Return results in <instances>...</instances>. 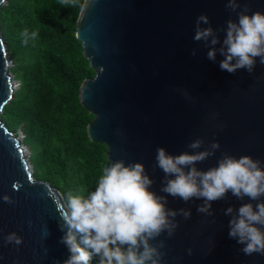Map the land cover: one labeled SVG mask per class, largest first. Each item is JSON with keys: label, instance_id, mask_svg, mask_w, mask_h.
<instances>
[{"label": "water", "instance_id": "1", "mask_svg": "<svg viewBox=\"0 0 264 264\" xmlns=\"http://www.w3.org/2000/svg\"><path fill=\"white\" fill-rule=\"evenodd\" d=\"M238 2L237 12L245 5L249 13L264 12V0ZM226 4L227 0H85L80 11L75 36L95 71L79 93L81 105L94 115L87 127L89 139L107 146V163H144L154 180L151 188L159 195H168L160 191L164 173L155 167L159 146L179 154L193 151L188 144L196 138L204 140L203 147L219 141L215 155L197 163L203 170L215 166L225 152L264 161V65L258 62L252 73H229L219 67V52L213 62L204 42L193 39L202 13L214 29L238 19ZM217 34L222 42L225 33ZM12 64L0 30V264H57L69 255L61 243L59 210L64 197L35 177L24 134L11 131L1 117L19 85L10 71ZM5 194L12 203L2 199ZM246 202L248 197L240 200L229 192L213 202L214 215L208 216L196 210L202 200L185 202L168 195L169 208H191L192 215H178L175 234L162 233L152 243L165 241L161 251L166 264H264V254L246 255L228 236L230 216L223 210ZM11 232L22 237L20 245L4 244Z\"/></svg>", "mask_w": 264, "mask_h": 264}, {"label": "clouds", "instance_id": "2", "mask_svg": "<svg viewBox=\"0 0 264 264\" xmlns=\"http://www.w3.org/2000/svg\"><path fill=\"white\" fill-rule=\"evenodd\" d=\"M6 3L0 0V6ZM226 7L237 12L241 6L238 0H227ZM237 17L227 20L226 27L214 29L209 16L200 14L193 39L204 42L209 60L215 62L219 52L221 70L235 73L246 69L252 73L258 62L264 65V12L249 13L245 5ZM218 32L225 33L222 42ZM38 35V31L25 28L22 43L34 41ZM191 54L195 56L196 49ZM203 146L204 140L196 138L188 144L193 151L172 154L165 147H157L155 167L164 173L160 191L185 202L202 200L196 210L208 216L214 215L213 202L229 192L240 200L248 197L249 202L238 208L230 205L223 210L230 216L228 236L242 245L240 251L246 255L264 254V161L225 152L215 166L203 170L197 163L214 156L220 143L212 141ZM153 183L144 163L119 159L102 167L95 189L87 195L66 193L59 211L64 232L61 243L69 255L57 264H90L94 257L97 264H166L161 251L165 241H152L165 232L173 236L179 226L176 217L188 219L192 210L169 208L168 195L157 194L151 188ZM2 199L13 202L7 194ZM13 242L20 245L22 237L16 232L5 235V245ZM188 253H192L191 248Z\"/></svg>", "mask_w": 264, "mask_h": 264}, {"label": "trees", "instance_id": "3", "mask_svg": "<svg viewBox=\"0 0 264 264\" xmlns=\"http://www.w3.org/2000/svg\"><path fill=\"white\" fill-rule=\"evenodd\" d=\"M84 1L7 0L0 8L10 71L19 82L1 117L11 131L24 134L35 177L63 197L93 191L108 161L107 146L89 139L94 115L79 100L82 82L95 75L75 36ZM25 28L39 33L27 44Z\"/></svg>", "mask_w": 264, "mask_h": 264}, {"label": "rangeland", "instance_id": "4", "mask_svg": "<svg viewBox=\"0 0 264 264\" xmlns=\"http://www.w3.org/2000/svg\"><path fill=\"white\" fill-rule=\"evenodd\" d=\"M20 133V132H19Z\"/></svg>", "mask_w": 264, "mask_h": 264}]
</instances>
